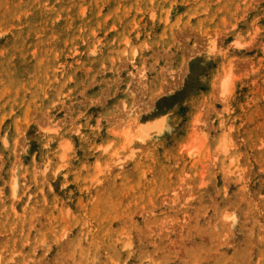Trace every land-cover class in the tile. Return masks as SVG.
<instances>
[{
  "label": "rangeland",
  "instance_id": "374dc122",
  "mask_svg": "<svg viewBox=\"0 0 264 264\" xmlns=\"http://www.w3.org/2000/svg\"><path fill=\"white\" fill-rule=\"evenodd\" d=\"M0 264H264V0H0Z\"/></svg>",
  "mask_w": 264,
  "mask_h": 264
},
{
  "label": "bare ground",
  "instance_id": "6f19581e",
  "mask_svg": "<svg viewBox=\"0 0 264 264\" xmlns=\"http://www.w3.org/2000/svg\"><path fill=\"white\" fill-rule=\"evenodd\" d=\"M128 123H130V122H128ZM126 126H127V125H126ZM127 127H129V126H127ZM127 127H126V128H127ZM127 129H128V128H127ZM130 129H131V128H130Z\"/></svg>",
  "mask_w": 264,
  "mask_h": 264
}]
</instances>
